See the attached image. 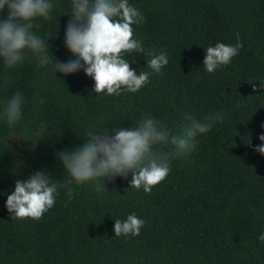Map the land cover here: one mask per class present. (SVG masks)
<instances>
[{
  "label": "trees",
  "instance_id": "trees-1",
  "mask_svg": "<svg viewBox=\"0 0 264 264\" xmlns=\"http://www.w3.org/2000/svg\"><path fill=\"white\" fill-rule=\"evenodd\" d=\"M53 3L52 18H38L34 31L52 36L51 59L67 63L76 59L65 46L71 0ZM128 3L145 18L132 25L145 54L128 62L137 74L152 73L135 93H96L83 70L56 72L30 53L12 68L0 58V115L17 92L25 101L16 125L0 119V264H264V155L255 151L264 144V0ZM237 37L238 55L207 72L206 48ZM150 50L168 54L160 73L147 67ZM209 113L224 119L172 156L150 193L130 187L129 173L106 180L102 193L92 182H73L71 198L59 187L39 220L13 219L6 208L17 180L41 170L61 184L70 179L58 154L82 146L89 132L129 128L147 114L183 135L190 118ZM133 213L146 222L140 234L115 237V220Z\"/></svg>",
  "mask_w": 264,
  "mask_h": 264
},
{
  "label": "clouds",
  "instance_id": "clouds-1",
  "mask_svg": "<svg viewBox=\"0 0 264 264\" xmlns=\"http://www.w3.org/2000/svg\"><path fill=\"white\" fill-rule=\"evenodd\" d=\"M71 5L73 19L67 24L65 46L76 59L63 63L51 59L53 55L47 41L52 36L44 39L34 31L40 27L34 23L38 18H52L51 12L57 7L53 0H0V13L7 7V18L0 17V58L4 67L21 65L30 53L39 60L41 67L54 63L56 72L73 74L83 70L94 80L93 91L96 93L120 95L121 89L135 93L150 83L152 73L137 74L127 59L134 53L145 54L143 43L134 38L132 27L145 21L139 9L128 0H71ZM242 47L239 37L235 45L217 42L215 46L207 47L203 67L212 73L227 66ZM146 54L151 57L147 67L152 72L160 73L168 64L165 51L150 50ZM24 103V97L17 92L4 102L0 119L6 120L9 127L16 125L22 119ZM223 119L220 113H209L202 119L190 118V126L183 135H178L146 114L129 128L89 132L82 146L58 154L70 179L61 184L41 170L25 180H17L14 191L7 196L6 208L13 219L39 220L54 206L59 187L67 188L71 198L74 189L70 185L73 182L78 185L92 182L95 191L102 193L107 190L102 187L106 180L127 178L129 173L132 176L130 187L143 188L150 193L152 187L170 173V158L193 147L192 141L198 135L209 132ZM259 139L264 141V134ZM167 145L172 146V151L157 148ZM255 151L264 155V144ZM145 223L135 213L123 221L116 219L115 237L138 236ZM259 239L264 241V233Z\"/></svg>",
  "mask_w": 264,
  "mask_h": 264
}]
</instances>
